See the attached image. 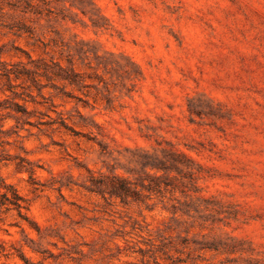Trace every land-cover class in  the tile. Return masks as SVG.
Returning <instances> with one entry per match:
<instances>
[{
    "label": "rangeland",
    "instance_id": "obj_1",
    "mask_svg": "<svg viewBox=\"0 0 264 264\" xmlns=\"http://www.w3.org/2000/svg\"><path fill=\"white\" fill-rule=\"evenodd\" d=\"M2 184L0 264H264V0H0Z\"/></svg>",
    "mask_w": 264,
    "mask_h": 264
},
{
    "label": "trees",
    "instance_id": "obj_2",
    "mask_svg": "<svg viewBox=\"0 0 264 264\" xmlns=\"http://www.w3.org/2000/svg\"><path fill=\"white\" fill-rule=\"evenodd\" d=\"M1 187L4 191L0 193V215L16 211L20 218L28 220L27 217L22 214L23 210H28L25 199L12 186L2 184Z\"/></svg>",
    "mask_w": 264,
    "mask_h": 264
}]
</instances>
